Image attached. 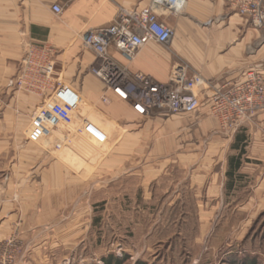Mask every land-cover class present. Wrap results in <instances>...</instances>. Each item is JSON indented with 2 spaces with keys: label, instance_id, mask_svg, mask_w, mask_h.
Listing matches in <instances>:
<instances>
[{
  "label": "crops",
  "instance_id": "0c3cea01",
  "mask_svg": "<svg viewBox=\"0 0 264 264\" xmlns=\"http://www.w3.org/2000/svg\"><path fill=\"white\" fill-rule=\"evenodd\" d=\"M150 2L0 0V230L6 229L11 215L18 213L25 214L24 223L28 213L38 216L36 224L43 223L76 197V176L67 165L76 163L72 147L61 150L67 160L61 162L51 148L13 138L23 127L26 131L36 107L51 94L50 90L29 88L21 79L19 62L30 43L52 48V84L60 82L78 91L81 115L107 134L98 151L83 160L91 176L111 182L126 173L152 175L172 166L179 174L190 170L191 180L207 193L225 196L233 191L237 181L228 188L226 172L231 145L239 131L224 127L220 117L210 111L207 97L212 88L201 94V105L192 114H140L128 101L105 92L103 82L89 72L95 57L83 47L80 34L110 24L121 7L143 9ZM53 4L63 8L60 15L51 11ZM158 18L173 30L168 48L151 42L132 60L109 49L111 57L130 73L165 82L172 66L180 63L187 66L188 74L199 73L210 87L239 83L251 70L264 78V25L254 26L224 0H184L179 13L162 10ZM104 92L106 103L100 99ZM252 118L262 130L259 143L252 145L264 151V111ZM129 159L135 164H127ZM245 165L242 159L235 174L245 173ZM29 181L35 182L32 195L22 193L21 186ZM45 181L51 182V189L46 191ZM63 181L72 182L71 188L62 189L59 183Z\"/></svg>",
  "mask_w": 264,
  "mask_h": 264
},
{
  "label": "rangeland",
  "instance_id": "374dc122",
  "mask_svg": "<svg viewBox=\"0 0 264 264\" xmlns=\"http://www.w3.org/2000/svg\"><path fill=\"white\" fill-rule=\"evenodd\" d=\"M222 125L247 137L245 173L236 174L240 177L225 196L205 192L191 180L190 170L179 174L172 166L101 182L83 161L99 145L59 125L51 136L31 144L51 148L61 162L66 160L61 150L73 148L76 163L67 165L76 176V197L43 223H35L34 213L26 214L27 223L25 214L11 215L9 226L0 230V264H103L110 254L122 258V264H264V151L252 145L259 143L260 123L249 118L237 127ZM13 138L26 142L25 127ZM56 143L61 149L54 150ZM33 185L23 183L22 193L32 195ZM59 185L67 190L72 182ZM48 189L51 182L45 181Z\"/></svg>",
  "mask_w": 264,
  "mask_h": 264
},
{
  "label": "built area",
  "instance_id": "2783aa9c",
  "mask_svg": "<svg viewBox=\"0 0 264 264\" xmlns=\"http://www.w3.org/2000/svg\"><path fill=\"white\" fill-rule=\"evenodd\" d=\"M224 1L254 26L264 25V0ZM183 5L184 0H151L143 9L121 7L110 24L81 33L83 47L92 51L95 57L89 72L103 82L105 92L111 91L128 101L140 114H192L201 105V94L212 88L207 97L210 111L223 123L237 127L243 120L264 111V78L258 72L248 71L243 81L233 85L210 87L199 73L188 74L187 66L177 63L172 66L167 80L159 82L143 73H130L109 53L112 48L132 60L148 43L168 48L173 30L159 20L158 11L177 14ZM62 10L58 4L51 6L55 15H60ZM52 54L51 47L30 43L22 58L21 79L29 88L51 91L32 113L25 131L26 141L38 144L60 125L71 127L74 133L95 144H104L106 132L80 113L82 97L79 92L67 84H52ZM105 92L100 98L104 103L108 101ZM61 146V143L54 144V150L61 149Z\"/></svg>",
  "mask_w": 264,
  "mask_h": 264
},
{
  "label": "trees",
  "instance_id": "16d2710c",
  "mask_svg": "<svg viewBox=\"0 0 264 264\" xmlns=\"http://www.w3.org/2000/svg\"><path fill=\"white\" fill-rule=\"evenodd\" d=\"M247 137L245 134L236 133L234 136L233 144L231 145L232 148H236L238 153L233 156H229L228 158V169L226 172V176L228 178L227 187L232 188L234 182L240 177V175H236L235 172L239 169L242 164V155L244 154L245 145H246ZM238 177V178H237ZM103 264H122L123 259L117 257L116 255H108L103 257L102 259Z\"/></svg>",
  "mask_w": 264,
  "mask_h": 264
}]
</instances>
